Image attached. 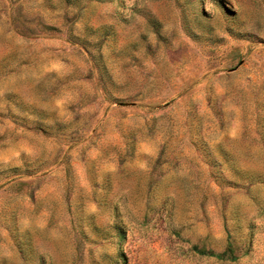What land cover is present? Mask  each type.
Segmentation results:
<instances>
[{
  "label": "rangeland",
  "instance_id": "1",
  "mask_svg": "<svg viewBox=\"0 0 264 264\" xmlns=\"http://www.w3.org/2000/svg\"><path fill=\"white\" fill-rule=\"evenodd\" d=\"M0 264H264V0H0Z\"/></svg>",
  "mask_w": 264,
  "mask_h": 264
},
{
  "label": "trees",
  "instance_id": "2",
  "mask_svg": "<svg viewBox=\"0 0 264 264\" xmlns=\"http://www.w3.org/2000/svg\"><path fill=\"white\" fill-rule=\"evenodd\" d=\"M199 253H201V254H206V252H204V251H199ZM210 255H213V256H215V257H217V258H224L225 256H221L220 254H213V253H209ZM231 258L232 259H234L235 257L234 256H231Z\"/></svg>",
  "mask_w": 264,
  "mask_h": 264
}]
</instances>
